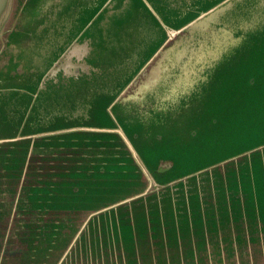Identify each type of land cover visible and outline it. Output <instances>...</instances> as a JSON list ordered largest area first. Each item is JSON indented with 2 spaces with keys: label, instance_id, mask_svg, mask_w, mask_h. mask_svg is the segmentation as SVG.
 <instances>
[{
  "label": "water",
  "instance_id": "water-1",
  "mask_svg": "<svg viewBox=\"0 0 264 264\" xmlns=\"http://www.w3.org/2000/svg\"><path fill=\"white\" fill-rule=\"evenodd\" d=\"M253 95L264 0H0V264H62L103 227L116 264L264 252V141L217 158L211 139L249 138L232 110Z\"/></svg>",
  "mask_w": 264,
  "mask_h": 264
},
{
  "label": "rangeland",
  "instance_id": "rangeland-1",
  "mask_svg": "<svg viewBox=\"0 0 264 264\" xmlns=\"http://www.w3.org/2000/svg\"><path fill=\"white\" fill-rule=\"evenodd\" d=\"M257 2V1H256ZM255 4V3H254ZM239 19L242 23H246L248 25L255 24L259 20L258 14L253 15H242L239 16ZM232 23L236 22L234 17L231 18ZM230 28V27H229ZM228 28V29H229ZM132 100V99H131ZM142 99H139L141 101ZM236 107L233 108V112L239 113L240 115L237 117L238 120L246 121L250 123L249 128L246 130V135L249 138L237 140L234 136L241 137L243 133L241 131H232L229 136V129L227 127H222L221 132L223 136H212L211 139L214 141H221L224 148L221 152L215 154L217 158L226 157L234 152H238L243 150L249 146H252L258 142L264 141V134H261V139H255L251 137L253 132L251 131V125L253 121H258L259 118L264 120V102L261 100L259 95L249 96L248 98L245 96H237L235 99ZM216 111L224 112V106L220 105L215 107ZM228 131V133H227ZM137 188L135 189L141 191L145 188L140 184H137ZM51 212V211H50ZM64 212V211H62ZM62 212H51L50 215L48 213V219H60L64 217V213ZM74 223H80L85 220L87 211L85 208H78L70 212ZM76 231V230H74ZM88 234H94L95 236L89 237ZM81 243H76L77 236L74 235L72 240L63 247L64 240L62 239V244L58 250H56L51 257L57 258L60 254L64 257V262L62 264H116L118 261V255H121L119 252V245L115 243L112 231L110 229L104 228L97 230L95 233L88 232L86 235H81ZM102 237V246L98 248V239ZM88 241L92 242L91 246H86ZM258 238L253 241V245L251 251L246 253H232L230 251L226 252L225 260L218 261L216 263L222 264H264V252H260L259 246L257 244ZM85 243V246H84ZM88 248V249H87ZM68 254L66 255V253ZM115 252V253H114ZM117 254V255H116ZM43 259V258H42ZM47 261H44L42 264H47Z\"/></svg>",
  "mask_w": 264,
  "mask_h": 264
},
{
  "label": "trees",
  "instance_id": "trees-1",
  "mask_svg": "<svg viewBox=\"0 0 264 264\" xmlns=\"http://www.w3.org/2000/svg\"><path fill=\"white\" fill-rule=\"evenodd\" d=\"M261 178V182L264 183V172L262 173V175L260 176ZM250 182V176L248 175V177L246 178V183L248 184Z\"/></svg>",
  "mask_w": 264,
  "mask_h": 264
}]
</instances>
